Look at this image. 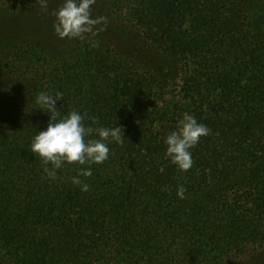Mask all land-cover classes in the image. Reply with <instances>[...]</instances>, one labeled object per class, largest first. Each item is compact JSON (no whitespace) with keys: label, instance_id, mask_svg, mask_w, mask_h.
I'll return each instance as SVG.
<instances>
[{"label":"trees","instance_id":"1","mask_svg":"<svg viewBox=\"0 0 264 264\" xmlns=\"http://www.w3.org/2000/svg\"><path fill=\"white\" fill-rule=\"evenodd\" d=\"M40 4L0 0V11ZM92 10L107 23L83 39L0 38V258L220 264L263 250L264 0H96ZM41 91L63 94L57 119L78 111L93 129L122 127L123 142L81 177L88 191L72 183L78 163L50 180L30 151L51 119ZM184 114L211 130L187 171L164 143Z\"/></svg>","mask_w":264,"mask_h":264},{"label":"clouds","instance_id":"2","mask_svg":"<svg viewBox=\"0 0 264 264\" xmlns=\"http://www.w3.org/2000/svg\"><path fill=\"white\" fill-rule=\"evenodd\" d=\"M95 2L96 0H63L62 5L54 13L55 34L60 39H83L86 33L96 35L103 30L96 29L95 26L106 24L107 18L104 16L93 18L92 5ZM41 5L46 10L47 0H41ZM62 97V93L58 92L53 97L44 91L36 96L38 108L50 113L51 119L47 127L37 131L30 141V151L42 158L43 172L50 180L57 179V171L64 163H78L82 167L78 169L77 175L72 177V183L80 186L82 191H88L89 185L81 177L92 175L91 164H101L109 158V143L123 142L122 127L93 129L85 125V116L78 111H71L57 119L59 115L57 100ZM94 133L98 139H89ZM210 134L211 130L207 125L199 123L191 114H184L178 123V130L171 131L165 138L166 155L181 171H187L193 166L190 149L197 145L202 136ZM185 192V187L180 185L177 196L184 199Z\"/></svg>","mask_w":264,"mask_h":264},{"label":"rangeland","instance_id":"3","mask_svg":"<svg viewBox=\"0 0 264 264\" xmlns=\"http://www.w3.org/2000/svg\"><path fill=\"white\" fill-rule=\"evenodd\" d=\"M63 0H49L47 1V9L45 10L40 4L36 12L24 16H4L0 11V38L7 35H26L35 39H49L50 42L56 43L64 39H60L54 32L53 24L56 17L55 11L62 5ZM93 18L98 17V13L92 10ZM116 46L121 50H129V46L111 37ZM145 63L149 66L156 63L148 58H144ZM0 264H6L0 258ZM220 264H264V249L255 253L231 258Z\"/></svg>","mask_w":264,"mask_h":264}]
</instances>
